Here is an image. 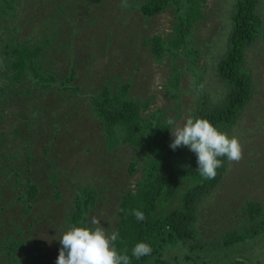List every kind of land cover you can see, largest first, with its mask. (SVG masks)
I'll return each instance as SVG.
<instances>
[{
  "label": "rangeland",
  "instance_id": "1",
  "mask_svg": "<svg viewBox=\"0 0 264 264\" xmlns=\"http://www.w3.org/2000/svg\"><path fill=\"white\" fill-rule=\"evenodd\" d=\"M145 1L15 0L4 13L0 0V264H56L58 240L70 229L66 218L84 186L100 197L88 225L95 216L102 227L117 232L121 198L143 180L146 156L128 146L106 147L91 106L97 91L130 83L131 98L149 104L146 116L160 111L177 124L191 117L198 96L195 74L180 56L158 57L144 45L153 36L173 37L174 8L146 18L139 11ZM236 1L206 0L204 18L195 27L202 51L197 68L214 99L225 94L217 64ZM259 11L264 18V0ZM20 44L42 50L39 63L56 75L51 88L26 76L12 80L7 48ZM247 55L257 94L234 132L242 159L230 164L200 209L198 235L206 241L242 224L240 208L247 200L264 207V42ZM72 74L76 81L70 83ZM175 75L180 76L178 89L173 88ZM29 185L39 187L32 210L22 197ZM165 258L169 264H264V235L217 251L191 252L180 244Z\"/></svg>",
  "mask_w": 264,
  "mask_h": 264
},
{
  "label": "trees",
  "instance_id": "2",
  "mask_svg": "<svg viewBox=\"0 0 264 264\" xmlns=\"http://www.w3.org/2000/svg\"><path fill=\"white\" fill-rule=\"evenodd\" d=\"M5 8L11 2L3 0ZM262 0H237L231 15V31L225 52L217 64V76L225 87V94L212 98L205 87L203 73L198 70L202 51L196 45L194 33L196 23L204 18L206 0H146L139 11L146 18H154L169 7L174 8L177 25L174 35L166 40L153 36L144 40L158 57L171 55L181 57L187 70L195 74L198 96L191 118L209 120L218 130L229 137L234 136L247 108L257 94L256 78L248 61V51L258 42H264V18L259 7ZM9 73L12 80L29 77L43 88H51L56 81L54 73L47 74L39 63L41 49L20 44L7 48ZM173 88L178 89L180 76L175 75ZM69 82L76 81L72 74ZM132 86L122 83L113 89L105 87L91 97V106L100 125L99 134L107 142V148L128 146L144 150L146 164L144 178L135 192H127L119 205L118 239L115 246L119 253L130 257V264H169L165 258L168 251L182 244L191 252L219 248H230L264 235V207L261 203L247 200L240 208L245 219L239 226L225 231L216 241L199 238L197 224L204 202L212 197L227 176L230 163L221 157L223 166L217 169L215 179L205 180L196 171L197 156L187 146L172 150L173 142L167 120L159 111L145 115L148 103L131 98ZM176 96V95H175ZM134 164V163H133ZM130 166V174L136 170ZM39 194V187L29 185L22 195L32 210ZM99 193L92 186L80 189L72 204L66 223L68 226L87 227L88 217L99 203ZM1 202V194H0ZM145 215L138 221L135 211ZM140 242L148 244L152 252L137 260L132 249ZM227 264H242L233 262Z\"/></svg>",
  "mask_w": 264,
  "mask_h": 264
},
{
  "label": "clouds",
  "instance_id": "3",
  "mask_svg": "<svg viewBox=\"0 0 264 264\" xmlns=\"http://www.w3.org/2000/svg\"><path fill=\"white\" fill-rule=\"evenodd\" d=\"M167 124L174 138L170 144L172 150L187 146L197 156V172L205 180L215 179L217 169L223 166L219 158L226 157L231 164L242 159V146L235 136L218 130L203 118H187L183 124H177L169 118ZM133 215L143 221L145 215L135 211ZM119 233L109 232L101 226V220L93 216L90 226H72L58 240L62 247L56 264H130V257L118 252L115 242ZM151 247L140 242L132 249V256L137 260L150 255Z\"/></svg>",
  "mask_w": 264,
  "mask_h": 264
}]
</instances>
